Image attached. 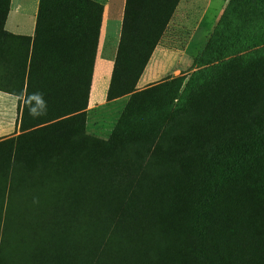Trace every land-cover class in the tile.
Listing matches in <instances>:
<instances>
[{
  "label": "trees",
  "instance_id": "obj_1",
  "mask_svg": "<svg viewBox=\"0 0 264 264\" xmlns=\"http://www.w3.org/2000/svg\"><path fill=\"white\" fill-rule=\"evenodd\" d=\"M176 2L125 1L108 99L121 83L132 90ZM8 4L0 0V91L22 99L19 128L32 129L0 141V264H112L138 235L180 264H234L208 242L226 182L259 212L264 242V54L244 69L194 72L178 96L173 79L132 93L102 139L85 130L95 51L67 43L74 0H38L32 37L4 30ZM150 104L159 111L147 110L142 131L136 118ZM147 255L154 264L153 247Z\"/></svg>",
  "mask_w": 264,
  "mask_h": 264
},
{
  "label": "rangeland",
  "instance_id": "obj_2",
  "mask_svg": "<svg viewBox=\"0 0 264 264\" xmlns=\"http://www.w3.org/2000/svg\"><path fill=\"white\" fill-rule=\"evenodd\" d=\"M124 9L125 5L122 21ZM67 43L69 44V34ZM153 50L142 70L143 74H140L131 91L125 92L129 84L121 83L116 86V92L122 93L116 97L120 100L109 103L108 100L112 99L106 98L105 101L102 99L108 81L107 73L101 79L100 86H95L96 90L91 91L90 97L88 92L89 98L84 111L89 103L100 101L104 103L89 112L86 130H90L91 121H96V128L90 132L86 131L87 133L106 139L124 103L134 92L173 79L176 81L178 96L189 75L194 72H213L230 62L235 67L244 69L254 59L250 58L251 56L258 58L260 54H264V0H177ZM158 95L160 93L156 94ZM168 96L164 101L169 102ZM21 101L22 99L15 95L0 91V141L14 138L32 129L19 128ZM152 102L144 101L142 104ZM172 102H176V99ZM150 105L139 110L136 118L141 130L146 129L150 123L147 110L152 113L159 111L155 108L157 106ZM238 182L242 184L241 186L246 183H243L242 179ZM247 182L252 184L253 189L250 192L257 198L260 181L254 186L255 181L250 173ZM214 186L218 187L219 182H215ZM225 188L229 192L224 199L217 202L218 209L214 211L216 217L211 219V231L208 233L209 244L217 249V253L218 245L219 249L232 251V256H235L234 264H264V242L259 243L261 239L257 237L255 231L259 212H252L247 207L248 198L240 188L235 189L228 182ZM230 193H234L233 197H230ZM152 198L148 200L151 201L148 208L152 209L155 206V210L158 204ZM263 204L264 198H261V205L258 207L264 212ZM177 234L178 230L175 227L165 230L168 239ZM130 242L132 243L130 248L121 247L115 252L112 264H150L147 255L150 247L154 248L156 254L154 264H180L177 256H169L162 245L157 243L158 246H154L146 236H133ZM183 264H189L187 257L183 259Z\"/></svg>",
  "mask_w": 264,
  "mask_h": 264
},
{
  "label": "crops",
  "instance_id": "obj_3",
  "mask_svg": "<svg viewBox=\"0 0 264 264\" xmlns=\"http://www.w3.org/2000/svg\"><path fill=\"white\" fill-rule=\"evenodd\" d=\"M125 1L74 0L72 22L69 30V44L95 51L89 97L91 91L96 90L95 86H100L102 83L101 79L107 73L108 81L105 84L102 99L105 101L107 98V87L119 42L122 11ZM37 7L38 0H9L8 9L3 21L4 30L11 34L32 37ZM118 100L120 98H114L108 100V102L111 103ZM104 101L93 104L89 103L87 106L85 110V130L88 124L89 112L103 104ZM95 124L96 121H91L90 130L86 131H93L96 128Z\"/></svg>",
  "mask_w": 264,
  "mask_h": 264
},
{
  "label": "clouds",
  "instance_id": "obj_4",
  "mask_svg": "<svg viewBox=\"0 0 264 264\" xmlns=\"http://www.w3.org/2000/svg\"><path fill=\"white\" fill-rule=\"evenodd\" d=\"M30 114H32L33 116L39 115L40 113H38L35 109H30Z\"/></svg>",
  "mask_w": 264,
  "mask_h": 264
}]
</instances>
